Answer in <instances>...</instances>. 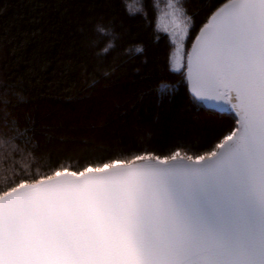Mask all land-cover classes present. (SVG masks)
<instances>
[{
	"label": "trees",
	"instance_id": "trees-1",
	"mask_svg": "<svg viewBox=\"0 0 264 264\" xmlns=\"http://www.w3.org/2000/svg\"><path fill=\"white\" fill-rule=\"evenodd\" d=\"M228 1L0 0V197L57 172L215 154L236 117L204 105L187 58L174 69L173 37L187 26V55Z\"/></svg>",
	"mask_w": 264,
	"mask_h": 264
},
{
	"label": "water",
	"instance_id": "water-1",
	"mask_svg": "<svg viewBox=\"0 0 264 264\" xmlns=\"http://www.w3.org/2000/svg\"><path fill=\"white\" fill-rule=\"evenodd\" d=\"M244 3H253L258 8L260 0H230L217 9L194 39L187 62L189 80L200 91L207 107H212L215 100L216 83H227L230 108L237 119L231 140L202 160H145L115 165L103 173H61L18 187L0 197V241L8 220L15 230L14 249H22L23 241L33 235L35 225L30 217L36 209L88 190L122 191L129 183L142 181L151 190L154 202L149 226L154 239L165 250L196 247L205 255L209 250L224 254L216 259H200L195 264H264V204L249 206L245 180L249 146L264 147L260 90L258 82L248 85L240 49L229 40L230 36L244 32L245 19L251 11L243 7ZM219 95L214 107L225 110L226 100ZM178 211L194 226L195 232L185 227ZM67 244L70 251L78 249L86 260L119 258L129 264L133 261L117 228L111 230L100 246L89 245L75 235ZM63 246L53 236L47 237L43 244L45 248ZM33 247L40 245L33 240ZM156 251L159 259L160 249ZM0 264H19V257L14 250L5 253L0 246Z\"/></svg>",
	"mask_w": 264,
	"mask_h": 264
},
{
	"label": "snow or ice",
	"instance_id": "snow-or-ice-1",
	"mask_svg": "<svg viewBox=\"0 0 264 264\" xmlns=\"http://www.w3.org/2000/svg\"><path fill=\"white\" fill-rule=\"evenodd\" d=\"M243 7L251 10L245 19L244 32L240 36H230L229 40L240 49L248 85L258 82L261 118L264 123V0H260L258 8L253 3H244ZM99 31L103 32L104 29ZM228 139L231 140L232 137L229 136ZM115 163L118 165L120 162ZM109 167V164H104L95 169L88 167L85 171L103 173ZM56 175L61 173L57 172ZM245 180L249 206L255 208L264 204V147L258 149L249 146ZM178 215L185 227L195 232L194 226L179 211ZM153 216L152 193L142 181L131 182L122 191L88 190L36 209L30 217L31 223L35 225L33 235L23 241L22 249H14L15 230L8 220L0 246L5 253L14 250L19 257V264H129L128 260L119 258L106 261L86 260L78 249L70 251L67 244L69 238L75 235L89 245L100 246L105 243L111 230L117 228L129 256L133 258L132 264H195L200 259H216L224 255L217 250H209L205 255L196 247H168L165 250L161 242L154 239L153 230L149 226ZM49 236L63 242L64 246L43 247ZM33 240L40 247H33ZM157 249H160L159 259Z\"/></svg>",
	"mask_w": 264,
	"mask_h": 264
},
{
	"label": "rangeland",
	"instance_id": "rangeland-1",
	"mask_svg": "<svg viewBox=\"0 0 264 264\" xmlns=\"http://www.w3.org/2000/svg\"><path fill=\"white\" fill-rule=\"evenodd\" d=\"M161 26L164 28L165 24L162 21ZM180 35L173 37L174 42L176 44V52L174 56V69L177 70L183 66L185 63V58H187L188 54L185 55V43L187 36V26L181 25L179 31ZM186 56V57H185ZM220 110V109H219Z\"/></svg>",
	"mask_w": 264,
	"mask_h": 264
},
{
	"label": "flooded vegetation",
	"instance_id": "flooded-vegetation-1",
	"mask_svg": "<svg viewBox=\"0 0 264 264\" xmlns=\"http://www.w3.org/2000/svg\"><path fill=\"white\" fill-rule=\"evenodd\" d=\"M215 95H219L220 98H225L226 97V102L228 103V89H227V85L226 82H221L218 81L215 85Z\"/></svg>",
	"mask_w": 264,
	"mask_h": 264
}]
</instances>
